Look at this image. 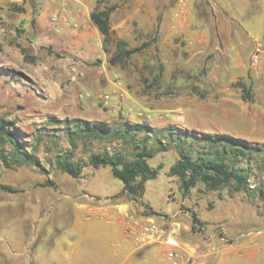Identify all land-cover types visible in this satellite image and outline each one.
<instances>
[{
	"label": "rangeland",
	"instance_id": "rangeland-1",
	"mask_svg": "<svg viewBox=\"0 0 264 264\" xmlns=\"http://www.w3.org/2000/svg\"><path fill=\"white\" fill-rule=\"evenodd\" d=\"M181 1L177 0L181 10L174 26L179 30L185 28V16L192 7L191 0L185 6ZM204 3L198 15L220 11L213 0ZM4 6L11 19L14 15L25 19L15 23L0 17V128L11 129L38 165L7 169L2 154L10 155L13 146L0 139V214L8 205L14 208L17 199L30 198L25 202L36 206L34 216L52 224L57 222V211L79 202L75 196L82 192L120 200L130 206L137 228L150 222L179 228L182 245L198 252L186 264H215L223 253L240 251L245 240L264 238L263 156L250 160L249 191L231 185L209 192L198 185L183 192L179 180L170 175L178 158L171 147L149 161L153 168L163 164V169L157 179L146 183L144 195L135 199L123 193V184L109 168L88 165L90 155L115 150L132 159L134 143L144 138L155 148L152 135L112 137L125 123H144L155 133L179 127L200 134H228L264 147V3L243 20L253 35H239L242 45L236 44L237 49L226 53L212 42L201 54L190 39L182 45L192 50L183 51L181 59L170 43H161L162 19L130 20L122 35L113 31L105 43L91 21L90 8L67 0L0 1V11ZM54 17L59 21H52ZM117 21L114 17L109 24ZM118 40L127 50L141 51L120 58L115 47ZM258 48L260 61L253 63ZM227 55L235 57L239 66L230 60L226 64ZM106 95L110 97L107 105ZM76 119L104 123L109 136L77 139L74 149L67 132ZM67 153L74 163L86 166L79 178L59 167ZM152 246L164 249L160 243Z\"/></svg>",
	"mask_w": 264,
	"mask_h": 264
},
{
	"label": "crops",
	"instance_id": "crops-1",
	"mask_svg": "<svg viewBox=\"0 0 264 264\" xmlns=\"http://www.w3.org/2000/svg\"><path fill=\"white\" fill-rule=\"evenodd\" d=\"M82 1L67 0L76 7L90 8L91 18L101 0ZM104 1L101 2L102 9L115 7L109 22L114 17L118 19L110 25L118 35L123 34L130 20L162 19L164 35L161 43H170L179 59L183 51L192 50L182 45L190 39H194L195 49L201 54L212 42L222 46L226 53L237 49L236 44L242 45L239 35L251 38L253 35L243 20L251 14L252 8L257 10V5L264 3V0H213L220 11L202 17L198 13L205 0H191V10L185 16L186 26L179 30L174 28L181 10L177 0ZM9 14L5 6L0 11V17L15 23L25 19L21 15H14L11 19ZM192 24L195 27L191 30ZM228 60L239 66L232 55H227L226 64ZM94 197L85 192L77 194L75 198L79 202L59 209L57 222L52 224H47L50 221L46 222L42 216L39 219L34 216L36 206L25 202L30 198L17 199L14 208L6 206L0 214V264H160L163 250L160 246L140 248L132 235L127 234L128 228L137 224L130 214V206L120 200ZM65 217L66 220L62 221ZM263 246V237L245 240L240 251L223 253L215 264H264Z\"/></svg>",
	"mask_w": 264,
	"mask_h": 264
},
{
	"label": "trees",
	"instance_id": "trees-1",
	"mask_svg": "<svg viewBox=\"0 0 264 264\" xmlns=\"http://www.w3.org/2000/svg\"><path fill=\"white\" fill-rule=\"evenodd\" d=\"M114 10V6L102 9L101 1H98L91 14V21L104 36L105 43L109 42L113 34L109 21ZM115 47L120 58H129L141 51V48L127 50L122 40H118ZM7 124L13 125L12 122ZM70 127L71 130L67 134L74 149L77 147V139L109 136L107 132L109 127L104 123L91 124L76 119L71 121ZM132 133L152 135L155 148L149 147L147 138H144L139 142L133 140L136 151L132 159L122 151L115 150L112 154H92L88 160V165L94 169L109 168L113 177L123 184V193L132 199L143 196L146 183L157 179L159 171L163 169V164L153 168L149 161L160 153L168 152L171 147L176 150L178 158L170 168V175L179 180V188L183 192H188L198 185L209 192H220L231 185L237 190L249 191V180L252 177L250 160L264 157V147L253 145L244 139L228 134H200L179 127H167L155 133L147 124L125 123L123 128L114 132L112 137L123 139ZM0 139L8 141L13 146L10 155L2 154V161L7 169H13L14 166L38 165L13 136L11 129L0 128ZM59 167L72 177L79 178L82 169L86 166L80 161L74 163L72 154L67 153L59 162ZM4 190L16 193L7 187H4ZM193 222L194 225L198 223L195 216Z\"/></svg>",
	"mask_w": 264,
	"mask_h": 264
},
{
	"label": "built area",
	"instance_id": "built-area-1",
	"mask_svg": "<svg viewBox=\"0 0 264 264\" xmlns=\"http://www.w3.org/2000/svg\"><path fill=\"white\" fill-rule=\"evenodd\" d=\"M187 1H181V4L185 6ZM52 21L58 22L59 18L54 17ZM260 57L261 51L258 48L252 57L253 63H258ZM109 99V95L104 97V103L106 105L109 103ZM127 234L132 235L135 244L140 248H146L160 243L164 248L160 264H186L192 261L198 254L194 247L182 245L180 241V229L177 227L166 229L150 222L141 228H128Z\"/></svg>",
	"mask_w": 264,
	"mask_h": 264
}]
</instances>
